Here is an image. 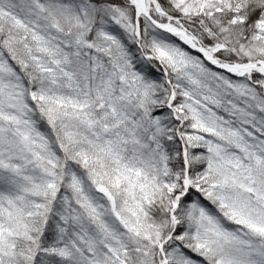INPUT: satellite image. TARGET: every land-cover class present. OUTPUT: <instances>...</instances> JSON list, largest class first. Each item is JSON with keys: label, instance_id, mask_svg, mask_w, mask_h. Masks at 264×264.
<instances>
[{"label": "snow or ice", "instance_id": "snow-or-ice-1", "mask_svg": "<svg viewBox=\"0 0 264 264\" xmlns=\"http://www.w3.org/2000/svg\"><path fill=\"white\" fill-rule=\"evenodd\" d=\"M0 264H264V0H0Z\"/></svg>", "mask_w": 264, "mask_h": 264}]
</instances>
